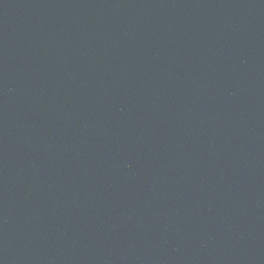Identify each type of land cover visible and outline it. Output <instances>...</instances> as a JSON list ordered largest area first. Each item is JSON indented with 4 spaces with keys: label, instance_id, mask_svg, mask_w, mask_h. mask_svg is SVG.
Returning <instances> with one entry per match:
<instances>
[{
    "label": "water",
    "instance_id": "water-1",
    "mask_svg": "<svg viewBox=\"0 0 264 264\" xmlns=\"http://www.w3.org/2000/svg\"><path fill=\"white\" fill-rule=\"evenodd\" d=\"M0 264H264V0H0Z\"/></svg>",
    "mask_w": 264,
    "mask_h": 264
}]
</instances>
